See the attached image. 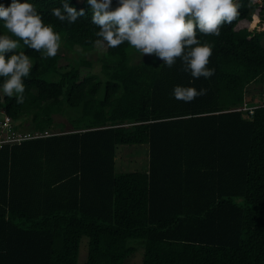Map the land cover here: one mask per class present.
Returning <instances> with one entry per match:
<instances>
[{"label":"trees","instance_id":"16d2710c","mask_svg":"<svg viewBox=\"0 0 264 264\" xmlns=\"http://www.w3.org/2000/svg\"><path fill=\"white\" fill-rule=\"evenodd\" d=\"M17 2L33 3L78 51L58 70V53L30 49L0 21V35L19 41L5 59L19 52L32 59L24 102L2 91L0 108L16 128L53 131L0 144V264H123L131 238L141 241L140 264H264V104L240 108L264 95V23L234 27L254 15L256 1L235 0L238 15L218 37L197 32L212 46L208 79H194L179 58L171 68L131 61L128 42L105 45L96 73L82 55L99 39L88 2L68 0L84 11L73 24L52 15L62 0ZM81 65L88 71L79 76ZM253 81L260 93L250 101ZM175 86L208 91L185 103ZM53 114L69 127L53 129ZM119 143H145V167L115 172Z\"/></svg>","mask_w":264,"mask_h":264},{"label":"clouds","instance_id":"9594fccd","mask_svg":"<svg viewBox=\"0 0 264 264\" xmlns=\"http://www.w3.org/2000/svg\"><path fill=\"white\" fill-rule=\"evenodd\" d=\"M93 15L92 23L99 29L97 44L117 48L124 42L143 55H155L171 68L177 58L183 70L194 79H208L215 73L207 67L212 55L210 44H201L197 32L219 36L221 26L231 24L238 15L235 0H118V7L110 10L112 0H87ZM63 7L53 8L52 15L61 22L75 23L84 15L62 0ZM0 21L13 36L37 52L44 50L47 58L55 57L61 46L60 35L51 24L46 25L33 3L13 0L9 7L0 5ZM198 30V31H197ZM19 41L9 35H0V77H4L2 91L6 97L24 102L25 85L32 62L19 52L7 60L5 53L16 50ZM207 89L175 86L173 96L190 103L207 95Z\"/></svg>","mask_w":264,"mask_h":264},{"label":"rangeland","instance_id":"374dc122","mask_svg":"<svg viewBox=\"0 0 264 264\" xmlns=\"http://www.w3.org/2000/svg\"><path fill=\"white\" fill-rule=\"evenodd\" d=\"M80 1V0H78ZM87 2V0H85ZM256 1V6L254 8V17L250 15L248 19H237L234 27H248V29L252 30H259L263 27L262 25V19L261 16L263 14H260L258 12L259 8H263L264 13V4L261 3L259 0H253ZM257 19V20H256ZM261 44L264 46V40H260ZM105 50V45L101 46L97 44V41H94L91 48H89L86 51L82 52V55L84 58L90 59L93 62L92 71L98 72V60H101L102 54ZM74 51H78V47L74 45V47L67 46L64 42H61V46L58 50L59 57L56 60L57 63V69L62 70L65 67H67L68 61L75 56ZM44 53V50H42L41 54ZM129 57L131 61H136L140 59H150V60H159L154 54L153 55H141L139 52H137L134 48L130 47L129 49ZM32 62V59H30ZM91 70V69H90ZM86 71H88L87 66H79L78 72L79 76L84 74ZM260 86L261 83L258 81H253L247 85L246 93L248 96L247 100H253L258 97V94L260 93ZM2 92V88L0 87V94ZM261 98V96L258 98V100ZM53 129L57 131L65 130L69 127V124L65 120V118L60 114H53V123H52ZM146 164V146L145 143H119L116 145V152L114 157V171H126V170H132V169H142L145 167ZM84 237H81L78 241V249H77V257L79 259L83 258V254L85 253V242ZM128 242L132 245H134L133 251L128 254L124 260L123 264H140V258H141V251H142V244L141 241L138 239L131 238L128 240Z\"/></svg>","mask_w":264,"mask_h":264},{"label":"built area","instance_id":"2783aa9c","mask_svg":"<svg viewBox=\"0 0 264 264\" xmlns=\"http://www.w3.org/2000/svg\"><path fill=\"white\" fill-rule=\"evenodd\" d=\"M257 20V19H256ZM262 25L264 23L263 20ZM248 28V27H247ZM257 104H264V95L261 96V101L250 105H241L240 108L247 109V112H251L252 108ZM50 128H43L42 130L35 129H22L14 127V121L6 114L2 108H0V144L3 143H18L24 139L33 137L46 136L52 133Z\"/></svg>","mask_w":264,"mask_h":264},{"label":"crops","instance_id":"0c3cea01","mask_svg":"<svg viewBox=\"0 0 264 264\" xmlns=\"http://www.w3.org/2000/svg\"><path fill=\"white\" fill-rule=\"evenodd\" d=\"M241 19H243V20H244L245 18H241Z\"/></svg>","mask_w":264,"mask_h":264},{"label":"bare ground","instance_id":"6f19581e","mask_svg":"<svg viewBox=\"0 0 264 264\" xmlns=\"http://www.w3.org/2000/svg\"><path fill=\"white\" fill-rule=\"evenodd\" d=\"M254 16V15H253Z\"/></svg>","mask_w":264,"mask_h":264}]
</instances>
